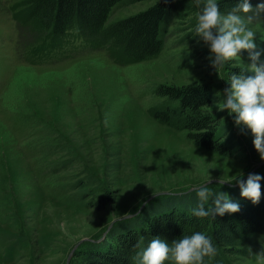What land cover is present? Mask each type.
<instances>
[{
	"label": "rangeland",
	"instance_id": "1",
	"mask_svg": "<svg viewBox=\"0 0 264 264\" xmlns=\"http://www.w3.org/2000/svg\"><path fill=\"white\" fill-rule=\"evenodd\" d=\"M32 1L0 0V264H79L89 242L97 251L118 246L111 230L151 201L183 198L210 178L208 187H238V178L264 175L251 131L219 104L212 108L234 140L227 157L152 117L163 84L206 83L221 103L230 75H252L246 51L214 69L208 46L188 42L194 25L168 19L157 56L120 63L98 39L52 35L30 21ZM155 1H122L105 26ZM247 15L264 50V13ZM261 249L224 264H258Z\"/></svg>",
	"mask_w": 264,
	"mask_h": 264
},
{
	"label": "trees",
	"instance_id": "2",
	"mask_svg": "<svg viewBox=\"0 0 264 264\" xmlns=\"http://www.w3.org/2000/svg\"><path fill=\"white\" fill-rule=\"evenodd\" d=\"M122 1L33 0L30 21L49 29L52 35L63 36L69 30H76L84 38L98 39L120 63H137L157 56L164 45L162 26L168 19L192 23L188 42L202 41L194 35L197 11L191 0H156L144 11L105 26L112 8ZM142 1L146 0H129L131 3ZM236 2L219 0L217 3L221 13H227ZM250 2L255 8L258 0ZM155 95L163 104L152 112L156 122L183 131L187 139L205 151L224 157L230 155L234 140L225 126L227 119L222 120L224 114L212 108L220 104L214 88L200 82L180 86L163 84L156 88ZM260 184L261 197L257 204L241 198L239 187H209L213 192L227 193L240 205L238 212L215 219L192 215L198 203L195 192L183 198L151 201L133 219L118 222L111 230L110 237L118 239V246L97 251L98 244L89 242L87 250L80 253L79 264H139L137 252L146 248L153 237L161 238L171 247L173 240L194 232L205 234L216 248L215 256L204 258L205 264H224L228 258L247 257L251 247L264 242V179ZM210 206L211 201L205 204V208ZM165 261L172 262L171 259Z\"/></svg>",
	"mask_w": 264,
	"mask_h": 264
},
{
	"label": "clouds",
	"instance_id": "3",
	"mask_svg": "<svg viewBox=\"0 0 264 264\" xmlns=\"http://www.w3.org/2000/svg\"><path fill=\"white\" fill-rule=\"evenodd\" d=\"M167 2V0H165ZM200 9L196 14L194 35L199 37L209 48L211 66L214 69L223 68L225 64L238 57L242 51L248 53L251 63L248 72L252 75H230L227 87L222 90L223 100L219 104L220 111H226L233 117L235 126L244 125L252 133V141L260 159L264 161V62L260 61L261 52L254 42L255 32L249 27L254 13H264V2H259L253 8L250 0H237L227 12L221 13L217 0H194ZM261 179L259 174L250 173L247 179L238 178L236 184L240 189V197L249 199L253 204L259 203L261 197ZM194 189L198 200L192 209V215L197 218L223 216L240 210V205L234 202L227 193L213 192L207 184ZM217 183L231 185L230 181L217 180ZM211 201V206L205 204ZM216 248L210 238L201 232L183 236L173 240L171 247L159 237H153L147 247L137 252L139 264H163L171 259L174 264H205V257H213ZM258 264H264V249L255 254Z\"/></svg>",
	"mask_w": 264,
	"mask_h": 264
},
{
	"label": "water",
	"instance_id": "4",
	"mask_svg": "<svg viewBox=\"0 0 264 264\" xmlns=\"http://www.w3.org/2000/svg\"><path fill=\"white\" fill-rule=\"evenodd\" d=\"M230 186H231V185H230ZM157 195H158V194H157ZM157 195L151 196L146 202L150 201L151 199H153V198H154L155 196H157ZM146 202H145L142 206H144V205L146 204ZM79 243H80V242H79ZM79 243H78V244H79ZM78 244H77V245H78ZM76 247H77V246H75L74 249H75ZM74 249L72 250L71 254L73 253ZM68 262H69V261H67V264H68Z\"/></svg>",
	"mask_w": 264,
	"mask_h": 264
},
{
	"label": "bare ground",
	"instance_id": "5",
	"mask_svg": "<svg viewBox=\"0 0 264 264\" xmlns=\"http://www.w3.org/2000/svg\"><path fill=\"white\" fill-rule=\"evenodd\" d=\"M16 208V207H15ZM21 217V216H20Z\"/></svg>",
	"mask_w": 264,
	"mask_h": 264
}]
</instances>
